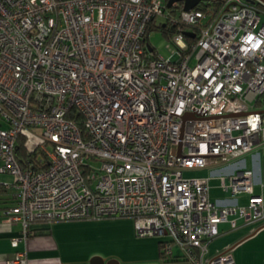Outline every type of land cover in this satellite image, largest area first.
Masks as SVG:
<instances>
[{
    "label": "built area",
    "instance_id": "obj_1",
    "mask_svg": "<svg viewBox=\"0 0 264 264\" xmlns=\"http://www.w3.org/2000/svg\"><path fill=\"white\" fill-rule=\"evenodd\" d=\"M220 5L179 8L170 23L198 28H179L166 59L144 42L165 0H0V173L13 176L0 185L14 191V246L38 222L132 217L187 264L235 263L236 243L208 246L221 223L264 227V183L255 192L245 164L264 142L252 105L264 94V0ZM223 163L232 201L211 198L213 174L185 176ZM7 263L30 264L26 251Z\"/></svg>",
    "mask_w": 264,
    "mask_h": 264
},
{
    "label": "rangeland",
    "instance_id": "obj_2",
    "mask_svg": "<svg viewBox=\"0 0 264 264\" xmlns=\"http://www.w3.org/2000/svg\"><path fill=\"white\" fill-rule=\"evenodd\" d=\"M181 10L176 7L167 8L165 15L157 17V25L168 23L170 17L180 18ZM192 28V27H189ZM149 43L153 46L157 54L168 59L176 57V46L160 28L151 30ZM254 110L259 109L256 103L252 102ZM39 132V131H38ZM211 175L209 169H192L186 170V177L203 178ZM217 177L218 174H213ZM13 181L11 174L0 173V181ZM219 180H214V184H218ZM218 196L223 198L226 193L222 188H217ZM242 197V194L240 195ZM244 196V194H243ZM50 235H42V244L51 246L55 253L63 255L70 254L80 260L91 259L89 255L93 252H103V254H113L117 256L121 264H187L185 261L167 262L161 259L158 242L168 237L163 236H141L135 229V221L132 217H112L102 219H75L66 221H54ZM255 224L248 223L246 226ZM245 228V227H244ZM234 231V230H231ZM230 231V232H231ZM229 231L220 234L210 243V249L222 243ZM47 247V246H46ZM174 252H180V245L173 246ZM102 255V254H100Z\"/></svg>",
    "mask_w": 264,
    "mask_h": 264
},
{
    "label": "crops",
    "instance_id": "obj_3",
    "mask_svg": "<svg viewBox=\"0 0 264 264\" xmlns=\"http://www.w3.org/2000/svg\"><path fill=\"white\" fill-rule=\"evenodd\" d=\"M262 109H264V107ZM237 164L238 163L234 162L230 164L229 167H234ZM245 164L246 167L253 169L255 172V178L257 182L254 185L255 192H261L262 188L260 182L264 183V142L260 144L255 151L245 155ZM226 166L227 163H223L221 165H216V169H212L210 167L204 168L209 169L211 174H218L217 177H212L209 182L210 196L213 200L232 201L234 198L230 192L223 190L226 193V196L223 198H220L221 196H218V192H216L217 188H221V180L219 176ZM214 180H219V183L213 185ZM9 192L11 193L9 195H12L14 191L10 189ZM239 201L240 203H246L247 195L244 194L243 196L242 194V197L239 195ZM246 224L248 223H246L243 218L238 219V226L235 228H232L229 222L221 223L220 234H223L226 231H229V234L226 235L220 245L213 246L211 249L210 242L208 246L209 254H214L217 251L223 250L227 246L236 243L232 250V254L235 259L234 264H264V227L257 230L254 234H249L256 224L252 227L248 225L246 226ZM56 225L57 224L53 222L51 224L50 231L46 233H36V231H34L27 240L20 241L18 246H14L12 244V240L19 236L21 224L7 221L5 216L0 213V264H8L7 260L18 251L27 252L30 264H91V259L96 256L103 257L105 264H118L119 259L112 253L103 254V252H93L89 255V257L95 253H100L102 255H94L90 260L89 258L80 260L77 257L71 256L70 254L63 255L61 253H54L52 250L53 245L51 244V246H48L45 244L44 246V244H42L43 237L40 236L45 234L50 235L53 226ZM112 259H116L117 261ZM165 261L168 262V260ZM119 264H121L120 261Z\"/></svg>",
    "mask_w": 264,
    "mask_h": 264
},
{
    "label": "trees",
    "instance_id": "obj_4",
    "mask_svg": "<svg viewBox=\"0 0 264 264\" xmlns=\"http://www.w3.org/2000/svg\"><path fill=\"white\" fill-rule=\"evenodd\" d=\"M165 1H166V4H167L169 0H165ZM221 3H222V0L204 1V2H201L199 4V8L206 9L209 6H213L215 9H218V8H220V6H221L220 4ZM173 6L176 7V8H182L184 6V1L180 0L177 3H174L171 7H173ZM168 8H170V7H168ZM156 21L153 20L150 23V25H149L146 33H145V40H144L145 43H149V41H148L149 35H150L151 30L154 29V28H160L164 32V34H166L169 38H171L172 35L176 31L179 30V28H183L182 30H185V31H186V28H189V27L198 28V27H195V26H192V25H186V24H181V23L173 25V24L170 23L169 20H168V23L157 25ZM153 49H154L153 50L154 53L157 54V52H156L154 47H153ZM256 107H258L259 109H262L264 107V94H262L257 99ZM18 152L23 157L24 156H28V154H27L28 153V148H26L25 138L23 136L19 137ZM29 156H35V154H33V155L30 154ZM9 191H10L9 188H7V187H5L3 185H0V213H2L3 215H4V211L7 210L15 202L14 192L12 193V195L14 196L13 197L12 195H9V194H11ZM63 221H66V220H63ZM53 222H50V223H48V222H38V223H36L35 225H33L30 235L34 231H36V233L49 232L50 228H51V224ZM162 240L159 241V252H160V256H161L162 260H168V262H179V261H184L185 260V259H183L182 254L180 252L176 253V252L173 251V253H171V254L165 253L163 251V249L161 248V241Z\"/></svg>",
    "mask_w": 264,
    "mask_h": 264
},
{
    "label": "water",
    "instance_id": "obj_5",
    "mask_svg": "<svg viewBox=\"0 0 264 264\" xmlns=\"http://www.w3.org/2000/svg\"><path fill=\"white\" fill-rule=\"evenodd\" d=\"M178 1L180 0H169L167 3V6L171 7L174 4V2H178ZM183 1H184V10H191L195 8L196 6H198L201 2L210 1V0H183ZM187 34H191V33H187ZM149 49L152 50L153 47L149 46ZM255 111L264 113V109H257ZM238 114H242V113H238ZM229 115H236V114L233 113ZM256 231L257 230H254L250 232L249 234H254ZM112 260H116V259H112ZM91 264H105V261L103 257L96 256L91 259ZM118 264H119V261H118Z\"/></svg>",
    "mask_w": 264,
    "mask_h": 264
}]
</instances>
